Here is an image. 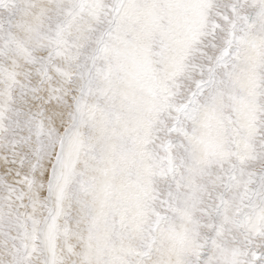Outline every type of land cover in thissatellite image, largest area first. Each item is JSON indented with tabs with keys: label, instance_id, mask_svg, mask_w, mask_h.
I'll use <instances>...</instances> for the list:
<instances>
[{
	"label": "snow or ice",
	"instance_id": "6c2138e0",
	"mask_svg": "<svg viewBox=\"0 0 264 264\" xmlns=\"http://www.w3.org/2000/svg\"><path fill=\"white\" fill-rule=\"evenodd\" d=\"M0 264H264V0H0Z\"/></svg>",
	"mask_w": 264,
	"mask_h": 264
}]
</instances>
